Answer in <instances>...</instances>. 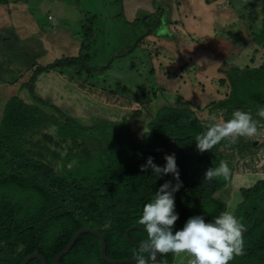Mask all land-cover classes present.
<instances>
[{"label": "trees", "instance_id": "trees-1", "mask_svg": "<svg viewBox=\"0 0 264 264\" xmlns=\"http://www.w3.org/2000/svg\"><path fill=\"white\" fill-rule=\"evenodd\" d=\"M5 2L0 0V4ZM87 28L89 35L92 28L89 25ZM90 47L91 40L82 41L75 56L62 57L45 66L34 64L23 87L36 101L59 111L32 94L36 80L40 74L56 69L102 71L104 65L91 62L87 53ZM225 75L230 85L229 95L213 103L207 113H218L228 121L240 110L251 115L257 122V129L262 128L264 118L258 115V109L264 107V66L242 69L231 66ZM41 114L38 106L14 95L7 101L0 121V264H19L36 249L47 264H52L55 254L82 227L95 229L102 235L107 257L133 258L139 248L127 241L126 230L130 226L143 228L136 223L143 205L165 181L176 183L171 173L159 178L151 175V169L141 172L140 166L149 156L154 163L163 166L165 155H175L184 191L183 194L177 192L184 213L175 227L181 228L190 216L204 215L208 220L226 212L227 201L215 197L214 193L228 184L236 170L231 154L237 151L240 156L247 155L252 143L244 137H238L235 142L231 137L221 140L211 148L210 159L197 177L210 150L199 152L193 137L203 134L214 122L200 118L195 110L171 106L158 108L141 138L130 130L127 121L96 118L81 124L78 119L62 113L55 128L45 136L48 144L32 143L30 136L24 134L42 122ZM174 138L177 139L173 145ZM219 145L224 149L219 150ZM23 158L39 166L27 172L25 165L18 162ZM9 160L13 164L6 173L3 166ZM221 161L227 163L229 175L211 182L203 181L204 172L218 167ZM54 162L58 164L57 168L53 166ZM36 170L46 177L34 174ZM210 183L214 190L208 195ZM240 194L242 199L233 214L244 225V251L229 264H264V179L241 188ZM175 210L180 215L176 197ZM129 238L142 243L147 235L134 229L129 231ZM174 257L172 253L160 255L159 262L169 264ZM59 263L108 264L101 256L98 238L88 232L79 234ZM27 264L40 262L32 259Z\"/></svg>", "mask_w": 264, "mask_h": 264}, {"label": "rangeland", "instance_id": "rangeland-1", "mask_svg": "<svg viewBox=\"0 0 264 264\" xmlns=\"http://www.w3.org/2000/svg\"><path fill=\"white\" fill-rule=\"evenodd\" d=\"M37 1L38 21L82 31L81 40H91L87 52L91 62L104 69L65 68L40 74L32 94L59 111L21 88L19 97L43 113L42 122L24 134L32 143L48 144L45 136L62 113L81 124L96 118L127 121L139 138L163 106L192 109L204 120L223 123V116L208 114L207 108L229 95L226 70L264 66V0H139L138 16L132 22L122 15L124 0H63L61 5ZM244 139L252 142L249 152L231 154L236 170L228 184L214 193L227 201L226 212L233 213L240 203L241 188L264 179V126ZM18 162L27 172L39 166L27 158ZM11 164L10 160L4 164V172ZM34 174L45 175L40 170ZM188 258L175 254L169 264H184Z\"/></svg>", "mask_w": 264, "mask_h": 264}, {"label": "clouds", "instance_id": "clouds-1", "mask_svg": "<svg viewBox=\"0 0 264 264\" xmlns=\"http://www.w3.org/2000/svg\"><path fill=\"white\" fill-rule=\"evenodd\" d=\"M258 115L264 118V107L258 109ZM257 131V122L251 115L237 110L230 120L213 123L203 134L195 136V144L199 152H205L225 138L231 137L235 142L238 137L251 138ZM164 160V165L160 166L149 156L140 166L141 172L151 169V175L159 178L171 173L176 183L165 181L153 198L143 205L136 223L143 226L147 239L133 254L135 264H150L157 256L168 253L187 254L190 257L188 264H229L235 256L242 255L244 225L231 212H223L208 220L204 215H193L181 228L175 227L179 213L175 210L174 194L182 187V182L175 155H165ZM228 175V165L221 161L218 167L204 172L203 181L211 182Z\"/></svg>", "mask_w": 264, "mask_h": 264}, {"label": "crops", "instance_id": "crops-1", "mask_svg": "<svg viewBox=\"0 0 264 264\" xmlns=\"http://www.w3.org/2000/svg\"><path fill=\"white\" fill-rule=\"evenodd\" d=\"M36 1L6 0L0 4V121L9 98L20 96L34 64L45 66L56 59L75 56L82 43V31L75 32L63 23L41 24L36 15L39 8ZM44 1L42 5L64 2ZM124 3H121L122 15L127 22H132L138 16L139 0H124Z\"/></svg>", "mask_w": 264, "mask_h": 264}, {"label": "water", "instance_id": "water-1", "mask_svg": "<svg viewBox=\"0 0 264 264\" xmlns=\"http://www.w3.org/2000/svg\"><path fill=\"white\" fill-rule=\"evenodd\" d=\"M193 138L195 140V137H193ZM176 139L177 138H174L172 140L173 145L175 144ZM171 152H172V150H171ZM211 154H212V149H210L209 156L205 159V161L201 165L197 177L200 176L201 172L205 168L206 164L208 163V161L210 159ZM197 177L195 178V180L197 179ZM195 180H193L190 185H192ZM208 185H210V187H211V189H210V191L208 193V195H210L213 192V190H214V186H213L212 183H210ZM177 192L183 194L184 193L183 188H180L179 191H177ZM177 192L175 193V197H176V199H177V201L179 203L180 210H181V213L179 215V218H180V217H182V215L184 213V208L182 206L180 198L177 196ZM192 199H194V198H192ZM134 229L141 230V231L145 232L142 227L130 226L125 232V237H126L127 241L129 243H131L132 245L139 246L141 243H135V242L131 241V239L129 238V231L130 230H134ZM84 232L91 233V234H93L94 236H96L98 238V240L100 242V253H101V256H102L103 260L106 261L108 264H135L134 258L111 259V258L107 257V255L105 253L106 244H105L104 238L102 237V235L97 230L91 229V228H88V227L79 228L73 234V236H72L71 240L69 241V243L61 251H59L58 253L55 254V256L52 259V264H60L59 261L62 258V256L65 255L71 249V247L73 246V244H74L75 240L77 239V237L79 236V234L84 233ZM32 259H37L40 262V264H47L46 263V259L44 258V256L42 254L39 253V251L37 249L33 253L27 255L26 257H24L19 264H27ZM159 259H160V256H157L154 260L150 261V263L159 262Z\"/></svg>", "mask_w": 264, "mask_h": 264}]
</instances>
